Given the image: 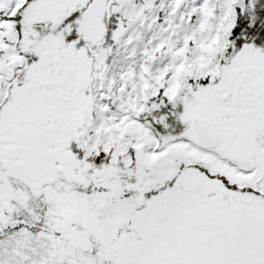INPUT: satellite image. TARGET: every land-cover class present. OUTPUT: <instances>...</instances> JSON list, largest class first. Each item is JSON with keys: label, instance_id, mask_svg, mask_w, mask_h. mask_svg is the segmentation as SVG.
Masks as SVG:
<instances>
[{"label": "snow or ice", "instance_id": "snow-or-ice-1", "mask_svg": "<svg viewBox=\"0 0 264 264\" xmlns=\"http://www.w3.org/2000/svg\"><path fill=\"white\" fill-rule=\"evenodd\" d=\"M0 264H264V0H0Z\"/></svg>", "mask_w": 264, "mask_h": 264}]
</instances>
